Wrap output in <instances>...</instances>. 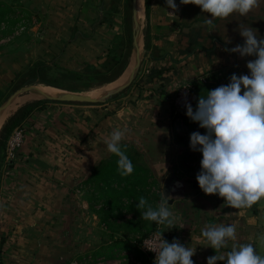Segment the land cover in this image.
Listing matches in <instances>:
<instances>
[{"label": "crops", "instance_id": "0c3cea01", "mask_svg": "<svg viewBox=\"0 0 264 264\" xmlns=\"http://www.w3.org/2000/svg\"><path fill=\"white\" fill-rule=\"evenodd\" d=\"M0 2L12 12L10 16L17 14L15 18L21 21L18 13L26 10L36 18V13L42 14L44 21L25 31L19 27L12 33L0 30V103L15 83L51 86L45 78L48 70L73 74L102 69L112 59L121 27L116 17L113 21L104 17L111 13L113 0ZM174 2L179 6L176 18L168 14L172 10L165 0H147V8L143 7L146 53L135 83L125 95L100 107L46 105L24 122V142L14 159L6 162V145L0 148V264H74V252L79 249L73 238L76 222L79 216L80 226L87 224L89 210L85 190L78 185L96 163L112 154L106 140L113 129L125 131L122 146H135L140 163L162 181L172 170L175 157L188 154L187 146L177 140L184 129L171 111L174 91L188 81L211 90L226 85L233 73L249 74L246 64L255 57H240L224 49L242 45L239 31L250 24L261 26L263 21L233 13L208 25L205 21L210 14L194 4ZM252 10L258 11L257 7ZM257 32L264 38V31ZM35 72L40 78L34 79ZM180 181L171 183L186 190L168 202L176 217L175 227L168 230L160 225V229L171 242L175 239L196 248L194 264H206L208 257L230 251L233 243H252L264 256L260 240L264 236V200L251 208L235 209L218 195H205L190 181ZM77 203L85 204L80 213L74 208ZM220 224L235 225L237 240L215 253L201 232Z\"/></svg>", "mask_w": 264, "mask_h": 264}, {"label": "clouds", "instance_id": "9594fccd", "mask_svg": "<svg viewBox=\"0 0 264 264\" xmlns=\"http://www.w3.org/2000/svg\"><path fill=\"white\" fill-rule=\"evenodd\" d=\"M170 16L176 18L179 6L174 0H165ZM181 5L194 4L201 12L210 14L205 23L214 19H226L233 13L248 14L259 5V0H180ZM244 38L230 53L240 57L254 56L247 62L248 75L229 77L226 85L208 90L198 98L195 110L185 103L186 116L205 129V133L192 132L190 150L200 152V171L196 175L199 188L205 195H218L228 206L235 209L251 208L264 200V38L258 37L256 29L245 27L239 31ZM186 88V87H185ZM125 131L113 129L106 140L107 150L116 155L117 168L122 176L132 174L134 166L122 147ZM169 196L162 191L161 200L154 207L140 197L136 209L140 218L164 225L168 230L175 227L176 217L169 208ZM156 234L158 249L154 264H194L192 257L196 248L182 245L178 240L171 243ZM201 235L215 253L236 241L235 225H209ZM264 243V236L260 237ZM264 264V256L257 253L252 243H233L231 250L207 258L206 264Z\"/></svg>", "mask_w": 264, "mask_h": 264}, {"label": "rangeland", "instance_id": "374dc122", "mask_svg": "<svg viewBox=\"0 0 264 264\" xmlns=\"http://www.w3.org/2000/svg\"><path fill=\"white\" fill-rule=\"evenodd\" d=\"M114 2L111 5V13H108L104 18L106 20L113 21V17H116V21L118 24H120V33H119V40H117V43L114 47V53L112 54V59L107 60L104 64V67L101 68H88L83 70H77L76 73L70 74L69 72H64L61 70H58L56 68L52 70H48L47 74L45 76L46 80L51 82V86H53L56 89V93L62 92V90H69L74 91L78 93L88 94V93H97L98 97L102 96L105 92L108 90L118 86L119 84L123 83L127 76L129 75L130 71L132 70L135 62V51L133 48L132 43V0H113ZM3 4V8H5V12L7 13V17L9 19H14L16 15L10 16L12 13L11 11H8L7 5ZM143 4V0H142ZM144 5V4H143ZM258 11L251 10L248 13V19L250 21L254 19H258L259 21H263L261 26H254L253 24H250L251 28L256 29L257 31L261 32L264 31V0H259V5L257 6ZM13 11V10H12ZM19 16L23 18V22L25 23L26 27H29L31 25L41 23L43 25V16L39 17V15L36 13V17H34V13L30 12L29 10L18 13ZM114 14V15H113ZM140 25H141V32H140V50L142 53L145 49V28H146V16H145V10H143V14L141 13V19H140ZM260 25V24H259ZM27 29V28H26ZM26 29H23L22 31H25ZM10 29L7 30L8 33H10ZM40 32H43L44 30H39ZM145 56V53H143L142 60ZM142 63V62H141ZM141 66V64H140ZM36 71H38V66L35 67ZM140 69V67H139ZM139 71V70H138ZM118 72H120L119 75H116ZM36 78H40V75L38 73H34ZM138 72L136 74V77L131 82L129 86L124 88L119 93H116L110 97H108L104 102L99 103H80V102H57L48 100L43 97V94L41 92H31V91H25L16 96L14 101L10 104L12 105L17 100L14 105L12 111L0 121V134L2 133L6 123L9 121V119L24 105L28 103H38V104H48L53 105L57 104H66V103H75L78 105H83V107H100L106 102L116 100L119 97H122L127 93L132 86L133 83H135V80L137 78ZM26 76V75H25ZM110 78H114L111 82H106L105 80H108ZM20 83H15L12 85L8 96L9 97L14 91L22 87L23 85H19ZM35 85H45L42 83H35ZM42 94V95H41ZM46 94V93H45ZM55 94L51 93L50 95ZM207 91L204 89H198V95L206 96ZM35 96V97H34ZM7 97L5 99H7ZM198 97V98H199ZM27 98V99H26ZM4 99V100H5ZM3 100V101H4ZM198 101V100H197ZM197 101L193 107V110H195ZM9 105V106H10ZM183 119V118H182ZM184 120V119H183ZM185 121V120H184ZM179 127V126H178ZM187 128L186 130H192L193 132H200L201 134L205 133V129L200 128L199 124H192L191 122L185 121V124H183V129ZM182 130V129H181ZM187 131V132H188ZM3 140L0 138V148H2ZM6 140H4L5 142ZM186 151L188 154L177 156L174 159L172 170L167 173L161 184L165 182L173 173V171H176L177 167H180L181 170L177 172L179 175L180 180L184 182L191 183L190 177H196L198 172L200 171V161L202 159V155L200 152L192 151L190 150L189 144L186 145ZM197 162V163H195ZM187 163V164H184ZM184 165V166H183ZM186 165V166H185ZM175 169V170H174ZM191 169V170H189ZM191 171V172H190ZM173 176V175H172ZM182 188H178V192L176 194H183V192L186 190L181 186ZM79 190H85V196L89 200V210H88V222L83 223L82 226H80V219L78 216V222L77 224V232L74 234V246H79V249L74 252V264H135L133 260V255H129V257H125L126 253L123 251H115L114 256L115 258H105L104 256H98L93 257L92 252L94 249H96L100 245H104L106 243H109L111 240L110 234L111 230L117 232L122 237H128L131 238L134 237V235L129 234L130 230L135 227L138 228V225L136 222L133 223H127L125 219L126 217H118L115 220L107 221V222H100L99 221V215L100 213L96 210L97 205L95 207L94 202L91 200L93 191L91 189H87L86 186H83V188L79 185ZM87 189V191H86ZM183 191V192H182ZM161 192V187L158 185H155L154 188L151 189V194H159ZM77 194V193H76ZM159 201L154 199L151 204L155 207ZM85 204L77 203L74 208L79 211L82 207H84ZM80 213V211L78 212ZM138 222L141 223L143 229L148 232L156 231L158 229V224L152 221H147L138 218ZM135 223V224H134ZM81 227L83 229H81ZM86 227V228H85ZM138 235V234H137ZM138 237V236H135ZM78 248V247H77ZM84 256V257H83ZM81 257H83L81 259ZM147 264H154V261L150 260L147 262Z\"/></svg>", "mask_w": 264, "mask_h": 264}, {"label": "trees", "instance_id": "16d2710c", "mask_svg": "<svg viewBox=\"0 0 264 264\" xmlns=\"http://www.w3.org/2000/svg\"><path fill=\"white\" fill-rule=\"evenodd\" d=\"M144 7L147 8V0H144ZM0 24L4 25L6 31L7 29H10V33H12L17 27H26L25 23L21 21L20 18L9 19V17H7V13L5 12V8H3V4L1 2ZM192 83H194L197 92L198 89H205V91L210 90L209 87L201 85L200 83ZM46 105L48 104L43 105L38 103H28L22 106L6 123L2 133L0 134V138L7 141V138L13 129L21 127L24 122L34 113V111L41 110L46 107ZM170 105L173 114V107L171 102ZM181 118L193 124V121H191L186 116V114H182ZM186 129L187 128L185 127L181 134L177 137L178 142L183 143L185 145L189 144V137L190 134L193 132L192 130L188 131ZM4 140L2 147L6 145V141L4 142ZM122 147L125 148L126 154L134 166L132 174L122 176L117 168V160L119 158L116 155L111 154L110 156L103 158L98 163H96L87 179L81 181L79 185L82 186V188L83 186H86L87 189H91L93 191L91 200L94 202L95 207L97 205L96 210L100 213L98 217L100 222H110L121 216L127 218L125 219L127 223L131 224L133 222H136L138 228L135 229L134 227L130 230L129 234H136L132 238L130 236L126 238L122 237L117 232L111 230V240L109 241V243L100 245L96 249H94L92 252V256H104L105 258H115V251L124 250L125 252H127L125 257L133 255V260L135 264H147V262H149L150 260L154 261V255L151 252H143L140 249V242L143 238L147 237L154 231H145L141 223L138 222V218L139 216H141V214L140 211L136 209V204L138 203L140 197L146 198L149 203H151L154 199L160 201L162 191H164L169 196V198H173L174 196H176L178 188L174 187L171 182H181L179 175L177 174L179 170L176 169L177 172L173 171L172 178L169 177L167 181H165L167 183L169 182L167 186L165 182L160 185L162 182L161 179L155 177L152 173L149 172V170L145 166L140 163L139 150H137L135 146ZM190 180L193 188L200 189L196 181V177H190ZM155 185L161 187V192L157 195H155L154 193L151 194V189L154 188ZM160 231L162 230L160 229ZM164 240L171 243L170 237L165 233ZM83 257H81V259Z\"/></svg>", "mask_w": 264, "mask_h": 264}, {"label": "water", "instance_id": "95a60500", "mask_svg": "<svg viewBox=\"0 0 264 264\" xmlns=\"http://www.w3.org/2000/svg\"><path fill=\"white\" fill-rule=\"evenodd\" d=\"M140 32H141V25H140V18L138 17V0H132V43H133V48L135 51V62L132 70L130 71L129 75L125 79V81L118 86L108 90L105 92L102 96L100 97H92L87 94L83 93H78L74 91H69V90H62V92H58L56 94H45L42 93L41 90L37 87L35 84H26L14 91L7 99L2 101L0 103V118L6 110L9 105L14 101L16 96L22 92L25 91H31V92H41L43 94V97L52 100V101H57V102H80V103H99V102H104L108 97L119 93L122 91L124 88L129 86L131 82L134 80L136 77V74L139 70L140 64L142 62V56L143 53H146V49H144L143 53L140 50ZM49 86V85H48ZM53 87V86H52ZM172 178V175L170 176ZM182 185V184H180ZM181 187V186H180ZM182 188V187H181ZM169 194V192H168ZM169 203L172 202L171 198L168 200Z\"/></svg>", "mask_w": 264, "mask_h": 264}, {"label": "built area", "instance_id": "2783aa9c", "mask_svg": "<svg viewBox=\"0 0 264 264\" xmlns=\"http://www.w3.org/2000/svg\"><path fill=\"white\" fill-rule=\"evenodd\" d=\"M2 29H4V25L0 24V30ZM23 29L24 26H20L18 30H23ZM197 100H198V92L194 83H192L191 81L181 84L176 89L175 93L171 96L170 102L173 107V114L176 117V122L179 123L180 127H183L181 115L186 113L185 103H190L193 108ZM25 134H26V127L23 125L21 127H17L13 129L12 132L9 134L5 146L6 162L14 159L17 156L18 151L23 145ZM158 229L152 232L147 237L143 238L142 241L140 242V249L143 252L153 253L154 259H155V253L148 249H158V241L156 238V234L158 232H162L160 231V225H158ZM161 235L162 238L164 239L163 232Z\"/></svg>", "mask_w": 264, "mask_h": 264}, {"label": "bare ground", "instance_id": "6f19581e", "mask_svg": "<svg viewBox=\"0 0 264 264\" xmlns=\"http://www.w3.org/2000/svg\"><path fill=\"white\" fill-rule=\"evenodd\" d=\"M143 7L144 5L142 4V0H138V17L141 18V13L143 14ZM42 93H46V94H51V93H55L56 94V89L52 86H48V85H38L37 86ZM98 94L99 92L97 93H88L87 95H90L92 97H98ZM42 95V94H41ZM35 97V96H34ZM27 99V98H26ZM19 100H17L16 102H18ZM16 102H14L12 105H10L6 110H4L1 118H0V121L6 116V114L10 113L14 107V105L16 104ZM20 103V101H19Z\"/></svg>", "mask_w": 264, "mask_h": 264}]
</instances>
